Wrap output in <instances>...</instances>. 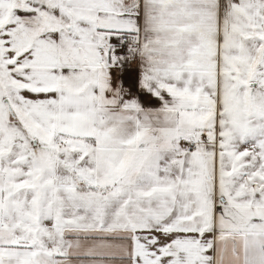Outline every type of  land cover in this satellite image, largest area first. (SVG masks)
<instances>
[{
	"label": "snow or ice",
	"instance_id": "snow-or-ice-1",
	"mask_svg": "<svg viewBox=\"0 0 264 264\" xmlns=\"http://www.w3.org/2000/svg\"><path fill=\"white\" fill-rule=\"evenodd\" d=\"M0 264H264V0H0Z\"/></svg>",
	"mask_w": 264,
	"mask_h": 264
}]
</instances>
